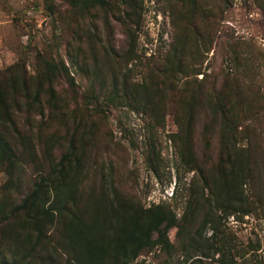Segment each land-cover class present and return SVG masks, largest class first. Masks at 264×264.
<instances>
[{"label":"rangeland","instance_id":"374dc122","mask_svg":"<svg viewBox=\"0 0 264 264\" xmlns=\"http://www.w3.org/2000/svg\"><path fill=\"white\" fill-rule=\"evenodd\" d=\"M0 124V264L34 184L107 238L175 221L109 264H264V0H0Z\"/></svg>","mask_w":264,"mask_h":264},{"label":"trees","instance_id":"16d2710c","mask_svg":"<svg viewBox=\"0 0 264 264\" xmlns=\"http://www.w3.org/2000/svg\"><path fill=\"white\" fill-rule=\"evenodd\" d=\"M13 156L14 150L6 130L0 124V157L11 159ZM60 183L64 185L63 195L69 185L64 184V181ZM13 185L16 186L14 181ZM47 193L43 186L34 184L30 192L11 204L9 211L14 209L23 212L29 228L21 245L22 260H15L11 264H109L106 254H110L111 258L129 254L135 257L142 251V247L150 250L160 238L167 239L169 229L176 226L172 218L170 220L160 211L151 213L148 210L142 218L135 212L119 216L121 224L116 227L113 236L107 238L100 217L85 222L76 218L77 223H74L71 210L75 209V205L58 194L51 200L45 199ZM145 217L146 220L150 218L148 224L145 223ZM164 221L167 222L163 225ZM154 232L159 234V239L151 238ZM12 236L11 233L10 238Z\"/></svg>","mask_w":264,"mask_h":264}]
</instances>
